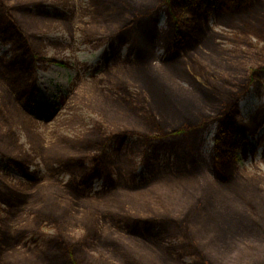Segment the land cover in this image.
<instances>
[{
    "label": "rangeland",
    "instance_id": "rangeland-1",
    "mask_svg": "<svg viewBox=\"0 0 264 264\" xmlns=\"http://www.w3.org/2000/svg\"><path fill=\"white\" fill-rule=\"evenodd\" d=\"M15 1L28 4L34 14L41 13L38 28L45 41L44 51L49 58L67 66L45 64L38 68L32 78L36 91L31 93L29 101L21 100L18 92L26 77L12 64L15 53L11 45L0 40V148L9 140L17 141L11 157L0 151V193L22 203L8 207L0 200V239L3 233L16 236L26 230L21 245L11 249L0 244V264H49L39 255L38 248H45V243L59 230L50 223L39 228L34 222L37 215L59 220L61 230L70 229L72 243L83 247L75 256L89 261L88 264H201L200 255L181 248L183 240L180 237H169L159 247L155 241L122 233L111 225L109 214L117 213L118 206L131 207V212L127 211L129 218L134 213L145 215V209L157 217L168 216L169 209L180 212L176 206L157 198L167 187L175 188L173 200L177 204L186 199L190 202L191 199L198 202L206 199L211 205L203 220L213 217L215 224L202 225L201 221H196L195 224L200 225H190L192 234L202 233L196 238L207 259L237 251L235 264L264 263V76L260 73L240 100L235 138V145L239 147L237 164L232 161L228 165L229 180L226 182L218 181L213 172L217 123L212 117L215 112L195 88L178 76L181 63L194 59L206 72L232 84L246 85L252 71L264 66V43L252 37L246 40L249 44L241 42L245 39L239 29L243 24L241 17H234L227 10L223 12L217 0H204L200 12L189 7L185 10V18L200 17L193 34L195 40L182 59L170 64L164 62V46L173 35L175 23L164 8L157 11L160 6L154 0H112L119 3L131 19L135 17V10L152 13L138 21L134 31L129 32L134 42L120 45L105 26L96 23L91 0H43L42 4L40 0ZM263 1L252 0L253 9L259 8ZM57 11L63 13L65 21L55 17ZM167 69L172 71L169 79H165ZM148 79L155 85L151 89L161 91V96L163 92L171 96L177 107L175 110L181 112L166 123L168 128L196 125L202 118L207 121L206 127L195 129L187 138H169L162 142L153 139L143 143L141 147L149 151L151 146L174 150L169 158L154 163L152 171L145 165V156L134 155L132 151L114 155L113 149H108L104 156L100 150L87 151L83 159L86 171L98 167L93 156L99 154L103 159L102 174L78 186V194L64 190L62 187L66 183L74 185L81 180L80 160L69 158L67 154L52 156L42 152L27 139L26 129H35L45 148L60 145L63 148L60 152H63L69 146H77L91 128L103 123L97 110L106 95L122 93L119 91L123 86H129L140 100V106L148 109L150 98L144 94L150 87ZM142 80L146 81L145 85ZM138 87L145 91L142 93ZM59 95L67 102L60 101ZM65 105L70 106L64 108ZM25 112L38 124L28 125ZM105 127L110 135H119L118 130H121L113 125ZM127 138L129 144H141L137 134ZM64 139L72 144L63 143ZM27 153L32 157L28 171L34 176L33 180L24 177L11 161L12 158L24 160ZM248 194L257 200L256 211L260 216L244 207L250 203L252 209H248L255 210L251 201L242 202ZM51 197L59 201H51ZM203 226L209 229L220 226L228 234H222V243L211 244L205 236L211 232H206ZM94 231L100 241L90 234ZM115 235L130 240L129 244L116 240ZM172 254L174 257L170 256Z\"/></svg>",
    "mask_w": 264,
    "mask_h": 264
},
{
    "label": "trees",
    "instance_id": "trees-1",
    "mask_svg": "<svg viewBox=\"0 0 264 264\" xmlns=\"http://www.w3.org/2000/svg\"><path fill=\"white\" fill-rule=\"evenodd\" d=\"M154 1L155 3L157 2V6H160L157 11L164 8V10L168 11V15H170L175 22L173 36L164 46L167 54L164 62L170 64L175 63L182 59L181 56H183L186 50L191 49L192 42L195 40L193 34L198 28L200 22L199 16L185 18L184 11L188 7H192L196 12H200L203 0ZM248 1L249 4L247 7L241 9V6L243 5L242 0H229L224 9L228 10L234 17H241L243 24L239 29L241 31L240 33L245 37V39L241 40L243 44H249L246 40H249L251 37L252 39L255 38L258 42L264 43V1L262 4L260 3L258 5L259 8L257 9H253L252 0ZM40 2L42 4L44 1L40 0ZM91 2L96 23L105 26L107 32L112 38L115 40L117 39L119 45L133 43L134 40L130 37L129 32L132 30L134 31L133 27L138 21L152 16L151 12L147 13L134 9L136 15L134 14L135 17L131 19L126 15L124 8L119 3H114L112 0H91ZM32 11V8L28 4L20 2L16 3L15 0H0V40L11 44L16 55L12 60V64L14 67L19 68L22 75L26 77L25 84L18 92L19 98L24 101H29L31 93L35 91V83L31 81L35 71L44 63H57L55 60L46 57L43 50L44 43L39 36L40 30L38 28L42 18L41 13L38 12L37 14H34ZM62 15L63 13L61 11H57L55 17L65 21L62 18ZM157 16L158 15L156 14L154 18L155 29L158 21ZM66 27L69 28V26ZM218 36L221 37L220 35ZM215 45L216 48L219 47V45ZM262 51L264 53V48H262ZM181 65V74L178 75L181 81H185L192 86V88H195L202 96L204 103L215 112V115L212 117V121L217 123L213 172H215L214 177H216L218 181L226 182L229 180L228 165L232 161H237L236 152L238 147L232 142V140H234L235 136V121L240 113L238 106L241 98L249 90L253 81L260 77L261 74L264 76V66L259 67L256 71H252L250 81L245 85L232 84L223 78H218V75L211 74L208 71L206 72L203 66L200 67L199 62L194 59H191L188 63H181ZM146 81L150 84L147 93L144 92L145 90L141 91V89L138 88L150 98L148 109L140 106V103L137 102L138 99L135 98L132 91H130L129 86H123L119 91L122 93L106 95L103 104L97 110L103 123L100 125L97 124L91 128L77 146H69L65 148L63 152H60V149H63L60 145L49 149L45 148V143L41 137L37 136L36 130L31 128L26 129L27 139L30 143L36 145L42 152H48L52 156L56 154H67L69 158L80 160V168L83 169L81 180L74 185L73 182L66 183L62 187L64 190L70 193H73L72 191H74L75 194H78V186L86 185L91 179L99 177L102 174V156L105 155L106 150L108 149H113L112 153L114 155L120 154L122 151L126 154H129L132 151L135 153L134 155H144L146 167L149 170H153L155 169L154 163L158 160L169 158L172 154L171 152L174 150L172 151L170 148L167 149L159 146H151L153 148L149 151L148 149H143L141 147L143 143H146V141L151 142L153 139L162 142L163 140L178 138L180 136L187 138L190 137L195 129L206 127L207 121L205 118H202L199 124L192 125L188 128H168L166 123H168L173 116L180 115L181 112L175 110L177 107H175V103L171 96L164 92L161 96V91L151 89L155 85L149 82L150 79ZM146 81L142 80V84L145 85ZM161 119H163V121H161ZM106 125H113L118 129H121L118 130L119 135L108 134L105 127ZM12 134L13 132L9 135L10 138ZM130 134L140 135L141 144L134 142L129 144L127 142V136ZM63 143H67L68 145L72 144V142L66 139L63 140ZM16 145L17 141L12 142V140H9L7 143H3L0 151L4 156L11 157V151H13ZM129 146H132V148L129 149ZM91 150H100L103 152V155L96 154L93 156L98 167L88 172L85 171L86 166L83 164V159H85L84 154ZM243 153L245 154V150H243ZM105 158H107V156H105ZM12 159L13 160L11 161H13L18 171H20L24 177L29 180L34 179V176L28 171V165L32 163V157L30 154L27 153L24 160L18 159L16 161V159ZM236 164H234V167ZM166 195L167 193L165 192L161 197L157 196V198H161L163 202L170 206H176L179 211L181 210L180 212L169 209L168 216L157 217L150 214V210L145 209L143 211L145 215L133 212V217L129 218L127 217V211L131 212V207L118 206L119 211L117 213L109 214L112 227L131 236L155 241L159 247H161L160 244L164 243L169 237H180L183 240L181 248H186L194 254L200 255L203 261L201 264L237 263V251L220 258H212V260L207 259L203 249L197 242L199 234L202 235V233L196 232L192 234L190 231V225L192 224L194 226L200 224H215L213 217H207V219L203 220V215L211 210V205L206 199H203V202H198L196 199H191L192 201L190 202V200L186 199L185 202L177 204V202L175 203L173 200L175 197L174 195L172 197H166ZM229 195L230 193L228 194V197ZM0 200L2 204L8 207L22 205L21 201H14L11 197L2 193H0ZM50 200L56 202L55 200L57 199L51 197ZM246 201H251L255 206V210L250 211L248 209V207L252 209L250 203H248V207L246 205H244V207L250 213L255 212L257 208V200L252 198L251 194H248L242 202L245 203ZM62 205L63 202L61 203L60 208ZM136 210L140 212V210ZM210 213H213V211ZM255 214L260 216L258 215V211H256ZM262 220L263 219H259L258 221ZM196 221L201 222L200 224H195ZM34 222L39 228L50 223L54 224L59 230L57 235H54L45 243V248H38V253L45 262H48L49 264H88L89 261H81L75 256V254L82 252L83 247L80 244L76 246L72 243L73 239L69 232L70 229H59V220H54L52 217L45 215H37ZM119 222H122L123 224H119ZM142 226H144V232H142ZM156 227H158L157 230H155ZM219 227L209 229L208 227L203 226V229L206 230V232H211L210 235H205L206 241L210 240L211 244L222 243V240H224L222 234L227 235L228 232L224 231L223 227ZM90 234H92L94 240L100 241L99 235L96 231L91 232ZM115 236L116 240H122L129 244L128 242L130 240L123 239L118 235ZM25 237L26 230L16 234V236L3 233V236L0 239V244H4L7 248L12 249L21 245ZM170 256L174 257L173 254ZM121 257L124 258L123 256Z\"/></svg>",
    "mask_w": 264,
    "mask_h": 264
},
{
    "label": "bare ground",
    "instance_id": "bare-ground-1",
    "mask_svg": "<svg viewBox=\"0 0 264 264\" xmlns=\"http://www.w3.org/2000/svg\"><path fill=\"white\" fill-rule=\"evenodd\" d=\"M171 70H169V69H167L166 71H165V76H166V78L165 79H169L170 78V76H171ZM70 105H65V107H69ZM64 107V108H65ZM64 110V109H63ZM24 119H25V122L28 124V125H30V126H34V125H36V124H38V121L37 120H35L34 118H32L31 116H30V114H28V113H24ZM232 142H234L235 143V141H233L232 140ZM175 192H176V190H175V188H173V187H167V190H166V193H167V195H166V197H172L174 194H175Z\"/></svg>",
    "mask_w": 264,
    "mask_h": 264
},
{
    "label": "flooded vegetation",
    "instance_id": "flooded-vegetation-1",
    "mask_svg": "<svg viewBox=\"0 0 264 264\" xmlns=\"http://www.w3.org/2000/svg\"><path fill=\"white\" fill-rule=\"evenodd\" d=\"M217 1H221V2H225L226 4H227V1H229V0H225V1H222V0H217ZM234 1V0H233ZM236 1V0H235ZM249 4V1H246V5H243V6H245V8L247 7V5ZM243 6H241V9H242V7ZM244 8V9H245ZM39 36L42 38V40H43V43L45 42L44 41V38H43V36L39 33ZM44 47H45V43H44ZM44 47H43V50H44ZM45 52V51H44ZM45 54H46V57L48 58V59H51V60H55L57 63H51V62H49V63H44V64H42L40 67H42L43 65H45V64H57V65H61V66H67V64H65V63H63V62H61V61H58L57 59H55V58H49L48 56H47V53L45 52ZM39 67V68H40ZM36 72V71H35ZM35 74V73H34ZM34 76V75H33ZM137 102H139L140 103V100L139 101H137ZM42 122H44L43 120H42ZM45 123L47 124V118H46V121H45ZM172 128H176L175 126H171ZM190 127V126H189ZM183 128H188V127H183ZM171 130V129H170ZM139 136V138L141 139V137H140V135H138ZM180 137H184V136H180ZM186 138V137H185ZM65 140V139H64ZM83 164H84V162H83ZM85 165V164H84ZM86 166V165H85ZM87 167V166H86ZM85 167V168H86ZM80 169H82V168H80ZM87 170V168L85 169V171ZM81 171H83V169L81 170ZM88 172H90V171H88Z\"/></svg>",
    "mask_w": 264,
    "mask_h": 264
}]
</instances>
